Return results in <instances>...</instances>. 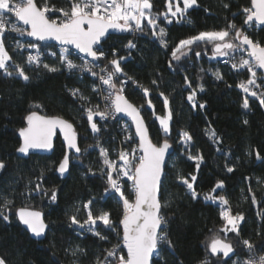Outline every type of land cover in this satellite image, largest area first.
<instances>
[{
    "label": "trees",
    "instance_id": "16d2710c",
    "mask_svg": "<svg viewBox=\"0 0 264 264\" xmlns=\"http://www.w3.org/2000/svg\"><path fill=\"white\" fill-rule=\"evenodd\" d=\"M151 2L153 13L166 10L165 0ZM50 3L63 7L68 0H50ZM250 6V0H197V5L190 8L183 18L170 17L172 23L169 24L161 17L159 27L165 28L167 47L152 35L146 21L142 32L111 34L102 42L106 53L102 58L104 61L113 58L112 52L117 57H126L121 67L131 79H128L124 87V94L138 107L143 105L141 112L152 140L159 144L167 138L174 145V151L165 167L160 192L162 204L167 202L161 214L168 221L167 233L172 247L169 248L166 243L160 245L161 251L159 256L153 258V264H200L205 258L211 264H218V261L228 260L222 255H212L207 248V242L213 235H225L220 232L225 223L220 216L223 207L230 208L233 215L240 213L244 216L238 226L239 235L232 232L226 234L227 240L236 249L229 264L248 258L249 252L241 243L244 239L255 245L256 254H264V107L257 98L238 87L242 81L249 79L248 73L223 63L222 57H213L211 43L193 44L192 50L181 56L179 61L172 57V51L180 40L203 31L222 30L230 22L244 28L253 41L264 45V26L254 25L249 28L244 25L245 16L241 10ZM50 18H56V15ZM11 19L17 22L15 17ZM4 40L13 61L24 67L30 79L24 81L17 75L9 77L0 70V161L6 165L0 171V197L6 196L14 201L8 213L10 222L0 219V256L4 257L7 264H72L74 260L77 264H94L97 256L103 258L104 250L117 243V232H122V227L113 231L97 221L95 231L108 238L103 240L88 231V225L81 229L79 225L71 224L69 217L75 214L83 222L86 219L83 205L92 200L94 215L106 211L110 213L113 223L119 224L122 203L118 194L111 190L105 191L107 180L101 173L102 158L96 144L99 141L113 159L117 139L122 137V133L116 123H105L99 117L95 120L101 131L92 133L82 109L85 102L69 91L78 88L88 98L85 106L100 105L102 96L98 89L93 91L96 88L94 76L68 72L60 59L51 55L50 51L54 49L51 44L44 46V60L37 66L26 63L25 49L15 47L17 42L30 44L27 35L7 32ZM129 41L136 45L134 49L125 47ZM196 52H200V55L196 56ZM9 63L11 65L12 62ZM43 64L56 67L58 71H49ZM9 70L13 69L10 67ZM217 70L222 79L214 75ZM127 77L120 75L117 84ZM185 77L191 82V88ZM153 80L157 82L156 85H153ZM257 81V84L261 83L259 79ZM201 84L203 91L198 88ZM141 85L149 89L148 97L144 96L139 87ZM192 88L197 89L198 104L195 108L187 100ZM261 90H264V85L258 89ZM160 93L168 97L172 111L168 137L164 136L159 121L155 119L166 112ZM245 96H248L249 109L242 107ZM147 99H151L154 112L147 105ZM200 103L204 104L203 108L199 107ZM34 104L42 107L35 109L32 107ZM33 110L47 115H59L75 124L81 153H71L70 170L65 178L56 173L58 163L66 151L60 136L56 137L51 155L31 154L24 158L17 154L20 145L18 131L26 125L25 117ZM206 129H214L219 142L210 139ZM183 132L192 138L187 146L181 141ZM254 150L259 151L261 159L256 158ZM250 151L253 154L250 155ZM198 155L203 156L202 161L189 159V156ZM227 167H233L234 170L228 172ZM42 171L41 182L38 177ZM178 172L189 179V174L197 177L194 188L199 195L196 199L192 198L187 187L177 178ZM218 181L224 182L223 187L212 194L225 196L228 205L203 198ZM36 183H42L45 190L55 189L57 200H50L51 191L48 195L34 191ZM123 190L130 200L134 199L129 185H125ZM29 192L31 195H28ZM253 193L256 203L252 201ZM23 206L44 212L49 223L44 240L33 239L19 221L16 211ZM77 246L85 251L76 256L71 255L70 250Z\"/></svg>",
    "mask_w": 264,
    "mask_h": 264
},
{
    "label": "snow or ice",
    "instance_id": "6c2138e0",
    "mask_svg": "<svg viewBox=\"0 0 264 264\" xmlns=\"http://www.w3.org/2000/svg\"><path fill=\"white\" fill-rule=\"evenodd\" d=\"M165 3L166 10L164 12L153 13L151 0H68L67 5L63 7L51 4L50 0H40V3H37V0H0V70L3 71L4 75L9 77L17 75L24 81L30 79L25 73L24 67L16 64L9 54L4 40L6 32H14L21 36L27 35L37 41L54 40L63 46L74 47L78 53L83 54V57L91 58V60L84 59L81 64H76L70 58V47H64L60 55V63L70 72L78 70L81 73L88 72L92 76H98L102 85L107 86V89H99L105 101L103 110H101L99 104L85 106L88 103V98L78 88L69 90L71 95L78 96L85 102L82 109L92 133L95 134L101 131L95 120L96 117H99L100 120H107L109 117L115 119L116 114L122 113L130 117L134 125V133L129 132L125 136V142L133 140L134 137L138 138L137 147L131 149L121 147L117 150V160L110 158L108 149L101 146L99 141L96 144L102 158L101 173L105 175L107 180L105 191L111 190L114 194H118V199L122 203V218L119 224H114L110 219V213L106 211L94 215L91 207L92 200L83 205L86 210V219L83 222L78 220L75 214L69 217L71 224L79 225L81 229L88 225L87 230L103 240L108 238L95 231L94 226L97 221L102 222L103 226H107L109 230L113 231L122 226V232H117V243L104 250L105 255L103 258L97 256L94 264H153L154 254L159 256L161 251L160 245L166 243L169 248L172 247V242L167 233L168 221L161 214V208L166 206L167 202L162 204L160 198L162 178H165V156L168 154L171 144L167 138L159 144L152 142L148 125L141 115L143 105L137 107L124 95V87L128 79H131L127 77L121 67V62L126 57H117L115 52H112L113 58L108 60L107 66L100 68L99 73L95 71L98 67L95 62L106 56L102 42L108 36L110 29L121 32H142L145 29L144 22L146 21L152 35L158 37L160 44L167 47L165 39L167 33L165 28L159 27L161 17L169 24L172 23L171 18H183L190 8L197 5V0H165ZM250 3V7L241 10V13L245 16L244 25L249 28L254 25H264V0H250ZM224 7L227 8L228 5L225 4ZM57 13L59 15L56 18H50V16ZM12 17H15L17 22H12ZM21 24L23 27L20 26ZM197 42L211 43L213 45V57L231 56L235 60V62H231L233 69H246L250 73V78L247 81H242L238 87L244 93L257 98L259 104L264 107V90L258 91L261 85H264V72L259 77L257 75V70H264V45L259 41H253L244 28L230 22L222 30L204 31L198 35L180 40L172 51L173 59L179 61L181 56L186 55L187 51H191V46ZM15 47L35 49L36 54H29L26 63L36 64L37 66L41 64L40 46L38 44L32 43L25 46L17 42ZM125 47L131 50L136 45L129 41ZM235 53H241L238 59L234 55ZM243 54H246V56ZM51 55L55 56L56 54L52 53ZM195 55L199 56L200 52H196ZM9 62H12L11 65ZM42 66L52 72L58 71L56 67L48 64ZM169 66H171V61ZM10 67L13 70H9ZM109 67L112 70H109ZM120 75L127 78L121 80L118 85L116 81ZM214 75L217 79L223 78L218 70ZM258 79L261 82L260 84H257ZM185 80L191 88V82L187 81V77H185ZM152 83L156 85L157 82L153 80ZM139 87L142 89L144 96L148 97L150 94L149 89L142 85ZM198 88L199 91L204 90L202 84ZM93 91H97V89L93 88ZM105 91L106 94H104ZM159 95L163 97L167 114L156 116L155 119L159 121L164 136L168 137L171 132L172 111L168 107V97L164 96L163 93ZM196 96L197 89L192 88L187 100L193 108L197 107L198 104ZM146 103L154 112L151 99H147ZM32 107L39 109L42 105L34 104ZM199 107L203 108L204 104L200 103ZM242 107L249 109L248 96H245ZM25 119L26 127L19 129L22 143L17 151L27 155L32 149L51 150L53 148V136L56 129L59 128L64 134L67 150L59 161L56 171L61 175L68 172L70 166L69 154L73 150L75 153H81L73 124L61 116L41 115L36 110L31 111ZM244 123L247 124L248 121L245 120ZM125 130L127 131V126H125ZM205 131L210 139L219 142V137L216 136L214 129L211 131L206 129ZM181 136L183 143L187 146L192 139L191 136L187 132L181 133ZM137 151H139V155H137ZM249 154H253V151H250ZM254 154L257 159H261L258 150H254ZM189 159L202 161L203 156H189ZM118 161L122 163H118ZM5 167V163L0 161V171H3ZM196 167L198 169L199 164ZM226 170L232 172L234 169L233 167H227ZM189 176L190 179L179 172L177 173V178L187 187L192 198L196 199L199 195L194 188L197 177L191 174ZM122 177H127V180L131 181L134 199L130 200L125 195L123 186L120 183ZM38 180L42 182L43 171ZM223 183V181H218L210 193L204 194V200L219 201L221 205H228L229 201L225 196L212 194L216 192V189L222 188ZM33 190L44 195H48L51 191L50 200L53 202L57 200L56 190H45L42 183H36ZM28 195H31V193L29 192ZM252 201L256 203L255 193L252 194ZM13 204L14 201L6 196L0 197V219L10 222L8 213L11 212ZM16 215L19 221L26 225L28 230L35 236L40 237L45 233L47 224L41 212L20 207L17 209ZM220 216L225 222L220 228V232L225 233V238L222 239L219 235H213L210 241L207 242V248L210 249L212 255L220 256L222 254L223 258H228V260L218 261V264H229L231 260L230 253H234V246L227 240L226 234L232 232L238 236V226L244 220V216L240 213L233 215L230 208L227 210L221 209ZM241 243L247 248L249 256L247 259L237 260L232 264H264V254H256L255 245L250 240L244 239ZM70 251L71 255L76 256L77 253H83L85 250L77 246ZM0 264H7L2 256H0ZM72 264H77V261H72ZM200 264H211V261L205 258L200 261Z\"/></svg>",
    "mask_w": 264,
    "mask_h": 264
},
{
    "label": "built area",
    "instance_id": "2783aa9c",
    "mask_svg": "<svg viewBox=\"0 0 264 264\" xmlns=\"http://www.w3.org/2000/svg\"><path fill=\"white\" fill-rule=\"evenodd\" d=\"M56 17L59 15L58 13L55 14ZM13 22V21H12ZM20 26L23 27V25L21 24ZM134 32H138V31H134ZM7 33V32H6ZM28 37V36H27ZM28 39L31 41L30 44L32 43H35V44H38L40 47H39V53H40V59H41V63L43 62L44 60V57H45V54H46V50L44 49V46L45 45H48V44H43L41 42H38V41H34V40H31L29 37ZM28 45V44H27ZM53 45L54 49H52L51 54L52 53H55L56 55L54 57H58L60 59V55H61V52H62V49L64 47H70V46H63V45H60V44H51ZM26 46V45H25ZM23 49L26 50L27 52V56L29 54H33L35 55L36 54V50L35 49H32V48H28V47H24ZM70 51H71V56L70 58L73 59V61L76 63V64H81L82 61L84 59H88V60H91V58H85L83 57V54H80L78 53L74 48L70 47ZM236 56V58L238 59L239 56L241 55V53H235L234 54ZM246 56V54H243ZM222 62L223 63H228L231 65V62H235V60L232 59V57H222ZM95 63L98 64V67L95 69V71H97V73L100 72V68L102 67H105L107 66L108 64V61H104L103 59H101L100 61H96ZM65 68V67H64ZM68 72H70L67 68H65ZM109 70L110 67H109ZM235 70H245L248 75H249V78H250V73L246 70V69H235ZM71 73H74V74H80V75H83L84 73H88V72H83L81 73L80 71L78 70H73L71 71ZM260 73L261 70H257V75L258 77L260 76ZM88 74H91V73H88ZM95 77V80H96V89H101V88H104V89H107V86L105 85H102V83L100 82V80L98 79V76H94ZM258 82V81H257ZM100 92V91H99ZM101 94V93H100ZM106 94V91L105 93ZM102 98H101V103H100V107H101V110H103V107H104V104H105V101L103 99V95L101 94ZM105 123H116V126L118 128V130L122 133V137L117 139V146L114 148V153H115V156L113 158V160H117V150L120 149L121 147H124L126 149H131V148H136L137 147V144H138V139L137 138H133V140L131 141H127L125 142V136L129 133V132H132L134 133V129H133V126L132 124L127 121L126 119H124L123 117H121L118 114H116L115 116V119H113L112 117H109L107 120H103ZM125 126H127V131L125 130ZM139 151H137V155H139ZM118 163H122L120 161H118ZM114 178H115V174H114ZM120 183L122 184L123 186V189L125 187V185H129V188L132 190V185H131V181L127 180V177H122L120 179ZM227 210V209H225ZM232 213V212H231Z\"/></svg>",
    "mask_w": 264,
    "mask_h": 264
},
{
    "label": "water",
    "instance_id": "95a60500",
    "mask_svg": "<svg viewBox=\"0 0 264 264\" xmlns=\"http://www.w3.org/2000/svg\"><path fill=\"white\" fill-rule=\"evenodd\" d=\"M259 26H264V25H259ZM125 32H127V31H125ZM125 32H121V31H118V30H109V34H108V36L105 38V40L111 35V34H121V33H125ZM29 37V36H28ZM31 40H34V41H37V40H35V38H33V37H29ZM104 40V41H105ZM38 42H41V43H43V44H60L59 42H57V41H54V40H49V41H38ZM61 45V44H60ZM72 48H74V47H72ZM261 72H264V70H261ZM125 95V94H124ZM126 96V95H125ZM127 97V96H126ZM130 101V100H129ZM130 102H132V101H130ZM133 103V102H132ZM133 104H135V103H133ZM136 105V104H135ZM137 106V105H136ZM138 107V106H137ZM41 115H47V114H44V113H41V112H39ZM119 115L121 116V117H123L124 119H126L127 121H129L131 124H132V121H131V119H130V117H127L126 115H124V114H122V113H119ZM141 115L143 116V114H142V112H141ZM48 116H59V115H48ZM62 117V116H61ZM64 119H66V120H68L67 118H65V117H63ZM143 118H144V116H143ZM70 123H72L73 124V126H74V128H75V131H76V133H77V142H78V144H79V135H78V132H77V130H76V127H75V124L72 122V121H70V120H68ZM144 121H145V123L147 124V122H146V120H145V118H144ZM132 126H133V129H134V125L132 124ZM24 127H26V125L24 126ZM148 129H149V127H148ZM149 134H150V131H149ZM18 135H19V131H18ZM57 135L58 136H60V138H61V140H62V142H63V144L65 145V148H66V141L64 140V134H63V132L59 129V128H57L56 129V132H55V135L53 136V148L51 149V150H43V149H32V150H30L29 151V153L27 154V155H25V154H22V153H19L18 151H17V154L19 155V156H21V157H24V158H28L31 154H39V155H51L53 152H54V149H55V140H56V137H57ZM20 137V136H19ZM151 137V136H150ZM138 139V138H137ZM152 139V138H151ZM152 142L153 143H155L153 140H152ZM22 143V138L20 137V144ZM169 143L171 144V148L168 150V154H166V156H165V161H164V172H165V167H166V164H167V162H168V160H169V158H170V156H171V154L173 153V151H174V145H173V143L172 142H170L169 141ZM157 144V143H156ZM20 146V145H19ZM79 146H80V144H79ZM67 150V149H66ZM71 153H74V154H78V153H75L74 152V150L71 152ZM71 153L69 154V159H70V155H71ZM69 170H70V166H69ZM56 173L61 177V178H65L67 175H68V173H69V171L68 172H66V173H64L63 175H61L58 171H56ZM162 180H163V178H162ZM23 207H25V206H23ZM20 208V207H19ZM18 208V209H19ZM26 208H29V209H31V210H34V211H39V212H41L42 214H43V219H44V221H45V223L47 224V228H46V230H45V233L42 235V236H40V237H37V236H35L33 233H31L30 232V230H28V228H27V226L26 225H24L22 222V225L25 227V229L29 232V234H30V236L33 238V239H35V240H37V241H41V240H44L45 238H46V236H47V233H48V230H49V223L46 221V219H45V214H44V212L42 211V210H40V209H37V208H30V207H26ZM161 210H162V208H161ZM163 226V225H162ZM122 227V226H121ZM126 250V249H125ZM235 253H236V249H235V247H234V253H230V258H232V257H234V255H235ZM222 255V254H221ZM156 255L154 254V257H155ZM153 257V258H154ZM225 259H228V258H225Z\"/></svg>",
    "mask_w": 264,
    "mask_h": 264
},
{
    "label": "rangeland",
    "instance_id": "374dc122",
    "mask_svg": "<svg viewBox=\"0 0 264 264\" xmlns=\"http://www.w3.org/2000/svg\"><path fill=\"white\" fill-rule=\"evenodd\" d=\"M204 32V31H203ZM182 51H184V49H182ZM189 51H187V53H188ZM178 55L180 54V53H177ZM168 107H169V104H168ZM170 108V107H169ZM167 114V108H166V112L163 114V115H160V116H165ZM181 141H182V143H183V138H181ZM188 144H189V142H188ZM183 145L184 146H186L184 143H183ZM223 209H225V207H223ZM219 236H220V234H219ZM220 238H222V239H224L225 238V235H221L220 236Z\"/></svg>",
    "mask_w": 264,
    "mask_h": 264
}]
</instances>
